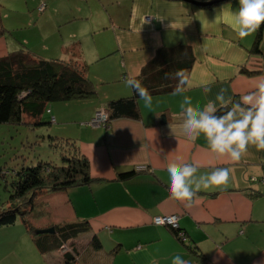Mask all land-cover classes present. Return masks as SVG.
<instances>
[{
  "label": "crops",
  "instance_id": "0c3cea01",
  "mask_svg": "<svg viewBox=\"0 0 264 264\" xmlns=\"http://www.w3.org/2000/svg\"><path fill=\"white\" fill-rule=\"evenodd\" d=\"M227 6L235 10L237 0L208 6L184 0H0L7 29L0 36V59L18 50L47 60L79 59L89 65L87 75L97 90L92 101H77L88 112L73 131L63 129L72 121L62 109L50 106L56 136L76 141L90 161L92 182L38 197L28 215L37 229L88 221L90 229L65 244L80 264H172L175 255L189 264H264V151L249 147L240 161L230 162L211 153L203 138L185 141L183 97L173 93L152 96L151 108L140 99V119L118 118L107 128L89 125L109 100L132 95L127 79L140 77L162 49L179 44L195 58L184 87L193 109L214 101L221 88L232 103L254 90L264 79V23L254 52L258 29L239 38ZM204 86L211 92L204 93ZM169 154L179 163L195 162L197 178L228 167L229 181L201 188L190 205L172 200ZM137 164L147 169L118 178ZM174 213L186 243L169 226L153 222L155 216ZM94 236L101 249L93 248ZM63 255L62 249L42 254L21 221L0 227V264H64Z\"/></svg>",
  "mask_w": 264,
  "mask_h": 264
},
{
  "label": "trees",
  "instance_id": "16d2710c",
  "mask_svg": "<svg viewBox=\"0 0 264 264\" xmlns=\"http://www.w3.org/2000/svg\"><path fill=\"white\" fill-rule=\"evenodd\" d=\"M213 5V4H212ZM7 29L0 14V36ZM263 34V23L258 28L252 51L258 52ZM194 56L186 45H175L162 49L158 56L144 67L137 79L152 96L173 93L184 81L194 63ZM89 65L79 59H42L26 50L11 52L0 59V124L23 125L34 128L44 125L46 118H55L51 114L53 102L75 99H91L97 96L94 83L87 75ZM243 72L254 74L242 68ZM140 98L134 90L131 96L111 99L106 103L109 111L108 122L100 127L107 128L118 118L140 119ZM230 107V106H228ZM166 112L160 115V121H166ZM50 121V122H51ZM53 122V121H52ZM90 125V124H89ZM51 146L61 147L62 164L40 160L37 165L23 166L10 181L11 189L6 206H0V227L13 225L21 221L32 235L37 249L46 254L62 247L72 238L90 229L88 221L68 222L54 225V233H36L37 228L28 219L38 197L69 188L88 185L92 182L90 161L82 154L74 139L49 135ZM62 143H61V142ZM60 142V143H59ZM139 172L134 170L119 175L120 180L131 178ZM252 195H261L253 192ZM171 228V227H170ZM183 243L179 231L171 228ZM95 249H101L102 243L97 236L91 240ZM64 264H80L74 253L67 251L63 255Z\"/></svg>",
  "mask_w": 264,
  "mask_h": 264
},
{
  "label": "clouds",
  "instance_id": "9594fccd",
  "mask_svg": "<svg viewBox=\"0 0 264 264\" xmlns=\"http://www.w3.org/2000/svg\"><path fill=\"white\" fill-rule=\"evenodd\" d=\"M237 4L235 10L230 6L225 10L231 17L232 30L243 39L264 23V0H237ZM183 83L177 85L173 95L183 97L180 133L185 141L194 143L203 138L211 153L230 162L240 161L249 147L264 151V79L255 85L254 90L240 94L235 103L231 97L226 98V89L221 88L214 101L195 109L190 107L191 98L184 95ZM126 85L134 90L146 108L152 107V95L137 79H127ZM203 91L210 93L211 88L204 86ZM167 157V192L172 200L190 205L201 188L221 186L229 181L231 169L228 167L214 168L197 178L199 166L195 162L179 163L173 158L174 154ZM172 264H189V261L175 255Z\"/></svg>",
  "mask_w": 264,
  "mask_h": 264
},
{
  "label": "rangeland",
  "instance_id": "374dc122",
  "mask_svg": "<svg viewBox=\"0 0 264 264\" xmlns=\"http://www.w3.org/2000/svg\"><path fill=\"white\" fill-rule=\"evenodd\" d=\"M44 7H46V5ZM73 52L74 51H72V53ZM77 101L92 100L75 99L52 103L55 104L56 107L62 109L64 117L72 121L63 125V129L65 130L73 131L77 129L76 124L80 122L79 118L88 112V109L81 108V106L77 104ZM103 109L106 108L103 107L96 110L92 118L95 119L94 122L105 121V114L102 112ZM107 112L109 114L108 110ZM98 113L100 114L97 116ZM45 120L49 123L35 127L36 130H31L33 126L27 125L13 126L9 124H0V206H6L9 200V190L11 189L10 181L13 180L16 175V172L12 170L13 167L18 169L23 166L37 165L40 160L53 162L54 164H62L61 153L66 154V152L61 147L51 146L52 143L49 138V135L56 136L57 134L56 128L58 124L56 118H52L53 122L50 117ZM97 126L96 124L94 127ZM8 128L11 129V132L7 131ZM8 171L10 174H5L8 173ZM68 249L69 246L66 245L65 248L62 249V252L64 253L68 251Z\"/></svg>",
  "mask_w": 264,
  "mask_h": 264
},
{
  "label": "built area",
  "instance_id": "2783aa9c",
  "mask_svg": "<svg viewBox=\"0 0 264 264\" xmlns=\"http://www.w3.org/2000/svg\"><path fill=\"white\" fill-rule=\"evenodd\" d=\"M44 6H45L44 3L41 4L40 7H39V9L40 10H43L45 8ZM102 112L105 114V116H104L105 121L104 122H94L95 119H92V121L89 123L91 126H95L97 124L98 125L97 127H99V126L105 125L108 122L109 114H108L107 110L106 109H103ZM99 114L100 113H98L97 116ZM135 168H136L137 171H143V170H146L147 169V166L146 165H143V164H137V165H135ZM153 222L156 225H167V226H169V227H171L173 229L178 230L180 236L182 237V240L183 241L186 240L187 237H186L185 233L180 228L179 215L178 214H175L174 213V214H167V215H158V216H155L153 218ZM65 246H63L62 249L65 248ZM194 264H198V263L196 262Z\"/></svg>",
  "mask_w": 264,
  "mask_h": 264
},
{
  "label": "water",
  "instance_id": "95a60500",
  "mask_svg": "<svg viewBox=\"0 0 264 264\" xmlns=\"http://www.w3.org/2000/svg\"><path fill=\"white\" fill-rule=\"evenodd\" d=\"M190 3H193L195 5H201V6H208V5H212L224 0H207V1H198V0H184ZM55 232V228L54 227H48V228H44V229H37L36 233L41 234V233H54Z\"/></svg>",
  "mask_w": 264,
  "mask_h": 264
}]
</instances>
